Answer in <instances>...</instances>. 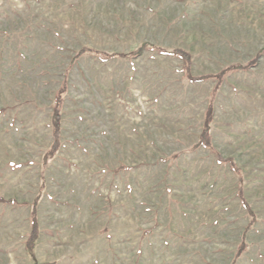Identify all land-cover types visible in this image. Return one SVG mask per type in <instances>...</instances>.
Listing matches in <instances>:
<instances>
[{
	"label": "rangeland",
	"instance_id": "rangeland-1",
	"mask_svg": "<svg viewBox=\"0 0 264 264\" xmlns=\"http://www.w3.org/2000/svg\"><path fill=\"white\" fill-rule=\"evenodd\" d=\"M0 264H264V0H0Z\"/></svg>",
	"mask_w": 264,
	"mask_h": 264
},
{
	"label": "trees",
	"instance_id": "trees-1",
	"mask_svg": "<svg viewBox=\"0 0 264 264\" xmlns=\"http://www.w3.org/2000/svg\"><path fill=\"white\" fill-rule=\"evenodd\" d=\"M143 47V46H141ZM152 48H157L154 47L153 45L151 46ZM159 50H161L162 52L165 53H169V54H174L178 57H180L183 61V65H182V71H183V76L185 78H188L190 80H202L205 79L207 77H210L213 75V78H217V80L219 82L222 81V78L224 77V74L228 73V72H232L234 70L237 69H244L247 66H239V65H232V66H228L225 69H222L219 73L217 74H205V75H201V76H193L191 74L190 71V64H191V56L189 54L188 51H186L185 49H182L180 47L177 48H172V49H166V48H160ZM137 51H141V48L139 47L137 49ZM89 52L91 54H95L97 56H99L102 59H108L110 57L113 56H117L120 53L117 52H112V53H106V52H102L99 50H96L90 46H83L80 49H78L76 51V53L73 55V59L72 62L75 61L77 58H79L83 53ZM67 90V82L64 80L63 83L61 84L60 88L56 91L55 96H54V102H53V119H54V123H53V134H54V142L52 144V146L50 147V154H55L56 151L58 150L60 144H61V137H60V126H61V108L63 106V97L64 94ZM208 118V116L210 115V110L207 109L206 110V114H205ZM207 126H204V129L201 133V138L199 141V145H204L207 147H210L211 149H214L216 154H217V158L220 161H225L228 162L227 160H229L231 167L233 168L234 171L239 172L240 169L239 167H236V165L234 164V160L233 158L229 157V158H224L222 157V155L218 152V150L212 145L211 141L209 140V134L207 133ZM241 199L243 204L246 206L247 211L249 214H252V218L253 220L257 217L256 213L253 212V210L251 209V207L248 204V201L244 198V196L241 195ZM11 201H15L14 199H12ZM31 223H32V231L29 235V244L31 246H33L35 237L38 235V219L37 216L35 214V212L32 214V218H31ZM247 247V242L246 240H242L239 245H238V253L244 249H246Z\"/></svg>",
	"mask_w": 264,
	"mask_h": 264
}]
</instances>
